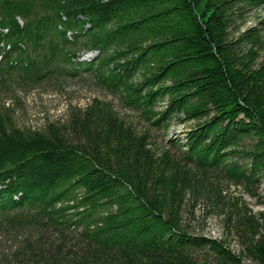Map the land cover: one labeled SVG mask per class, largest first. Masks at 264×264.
<instances>
[{
	"label": "trees",
	"instance_id": "obj_1",
	"mask_svg": "<svg viewBox=\"0 0 264 264\" xmlns=\"http://www.w3.org/2000/svg\"><path fill=\"white\" fill-rule=\"evenodd\" d=\"M262 5L0 0V90L86 74L149 126L184 125L159 148L108 100L41 129L0 107V264H264L242 196L264 204V26L240 31ZM197 205L223 238L192 232Z\"/></svg>",
	"mask_w": 264,
	"mask_h": 264
},
{
	"label": "rangeland",
	"instance_id": "obj_2",
	"mask_svg": "<svg viewBox=\"0 0 264 264\" xmlns=\"http://www.w3.org/2000/svg\"><path fill=\"white\" fill-rule=\"evenodd\" d=\"M244 21L240 26V31L264 26V5L246 12ZM261 21L263 24H259ZM238 34L239 32L232 31L231 37H237ZM261 56H264V50H261ZM84 58L86 56L82 59ZM93 98L111 101L128 122L134 124L138 129L150 130L152 142L159 148L165 146L169 139L180 135V132L184 129V125L174 122H171L169 130L166 132L149 126L134 110H124L112 95L98 86L86 74L81 77L60 76L44 84L33 86L20 87L13 85L10 90H0V107L9 109L8 113L16 126L41 129L47 123L61 124L65 122L70 110L74 107H84ZM230 190L233 194L241 195L240 186H231ZM259 192L261 199L264 200V185H262ZM242 196L254 212L264 209V204H258L255 198L244 193H242ZM190 211V215L185 216V222L189 224L192 232L212 238L224 237V225L220 218L206 214L201 205H197ZM228 242L234 250H239L234 238H230Z\"/></svg>",
	"mask_w": 264,
	"mask_h": 264
}]
</instances>
